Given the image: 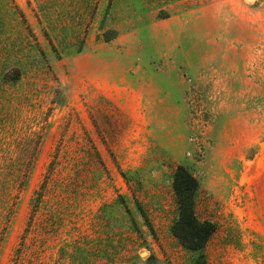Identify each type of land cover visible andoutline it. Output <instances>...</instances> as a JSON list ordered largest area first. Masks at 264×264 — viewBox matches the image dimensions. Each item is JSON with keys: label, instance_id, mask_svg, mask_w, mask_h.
Segmentation results:
<instances>
[{"label": "rangeland", "instance_id": "374dc122", "mask_svg": "<svg viewBox=\"0 0 264 264\" xmlns=\"http://www.w3.org/2000/svg\"><path fill=\"white\" fill-rule=\"evenodd\" d=\"M180 165L207 264H264V0H0V264H192Z\"/></svg>", "mask_w": 264, "mask_h": 264}, {"label": "trees", "instance_id": "16d2710c", "mask_svg": "<svg viewBox=\"0 0 264 264\" xmlns=\"http://www.w3.org/2000/svg\"><path fill=\"white\" fill-rule=\"evenodd\" d=\"M94 12L97 13V9ZM105 41L110 42L112 40L106 38ZM8 78H10L9 74H5L2 77L4 81H8ZM16 80L20 81V77L16 78ZM31 170L32 168L30 167L28 169H12L10 171H12L16 178L19 175H27L28 178ZM7 172L8 170L6 169H0V178ZM6 186L4 197L8 198L12 189L17 186L14 182L6 183ZM200 186L199 179L188 166H178L171 177V187L176 202V217L172 222L170 230L179 245L191 255L192 264H207L205 251L217 231L214 223L202 221L197 215V199ZM135 206L139 217L146 222V226L152 231V226L149 224L148 217L142 206L138 202H135Z\"/></svg>", "mask_w": 264, "mask_h": 264}, {"label": "crops", "instance_id": "0c3cea01", "mask_svg": "<svg viewBox=\"0 0 264 264\" xmlns=\"http://www.w3.org/2000/svg\"><path fill=\"white\" fill-rule=\"evenodd\" d=\"M259 2H257V4H258ZM261 27V26H260ZM223 29V31H225L226 30V28H222ZM241 29V28H240ZM235 34H238L237 32L235 33ZM230 38V37H229ZM225 43L227 42V48H226V50H224L225 52H223V55L224 56H227V57H231V59H230V61L232 60V59H235L236 58V56H238V55H242V54H244L245 53V51H247V49H248V52H249V50H250V48H248L252 43H251V40H253L251 37L250 38H246L245 40H244V42H245V46H247V48L245 47L243 50L242 49H240L241 47H240V43L241 42H239V40L238 39H232V42H231V45L229 44V42H228V40H226V39H222ZM254 41V40H253ZM238 43V46H237V44H234V43ZM239 47V48H238Z\"/></svg>", "mask_w": 264, "mask_h": 264}]
</instances>
